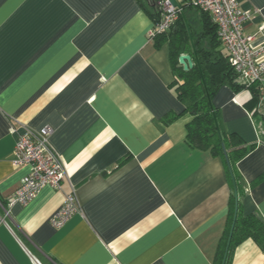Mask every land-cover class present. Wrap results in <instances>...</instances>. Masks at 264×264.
I'll use <instances>...</instances> for the list:
<instances>
[{
  "label": "crops",
  "instance_id": "obj_1",
  "mask_svg": "<svg viewBox=\"0 0 264 264\" xmlns=\"http://www.w3.org/2000/svg\"><path fill=\"white\" fill-rule=\"evenodd\" d=\"M237 2L250 14L244 33L260 45L264 0ZM184 12L183 23L199 22L198 11ZM153 24L137 0H0V202L29 170L12 164L24 128L52 129L65 172L60 190L43 187L7 217L0 206V264H214L230 185L220 157L187 143L190 115L164 123L184 107L168 43L148 38ZM212 104L227 133L257 144L236 167L252 184L243 215L264 221L257 104L229 86ZM72 191L80 212L54 229L49 219ZM228 264H264V251L244 240Z\"/></svg>",
  "mask_w": 264,
  "mask_h": 264
},
{
  "label": "trees",
  "instance_id": "obj_2",
  "mask_svg": "<svg viewBox=\"0 0 264 264\" xmlns=\"http://www.w3.org/2000/svg\"><path fill=\"white\" fill-rule=\"evenodd\" d=\"M137 1L144 12L156 23L158 13L155 5L149 0ZM185 8L194 9L182 5L183 14H185ZM194 10L198 11L197 9ZM198 12L201 16L199 22L188 23V29L211 106L208 103L199 69L193 58L186 26L181 21V17L178 16L174 24V26L176 25L175 31L157 35L153 40L157 44L167 42L169 45V57L174 75L173 88L177 99L184 107L180 115H167L164 123L169 124L183 114L190 115L192 119L186 125V141L189 146L198 150L209 151L213 156L220 157L224 164L231 193L226 229L220 240L214 264H222L224 260L226 245L234 222L224 260V264H228L233 248L244 240H252L261 251H264V221L254 214L244 216L242 213L241 199L252 184L248 187L245 185L236 167L237 163L254 150L257 144L246 143L238 135L227 133L219 123L217 110L212 104V99L222 86H229L235 90L246 89L251 92L252 100L257 104L256 113L261 114L263 122L264 109L261 105L262 100L258 84L242 85L235 80L227 58L220 47L215 25L206 14ZM178 21L181 23L178 24ZM185 54L190 55L193 62L192 68L186 71L178 63L179 56ZM223 151L226 153L231 174L224 159Z\"/></svg>",
  "mask_w": 264,
  "mask_h": 264
},
{
  "label": "built area",
  "instance_id": "obj_3",
  "mask_svg": "<svg viewBox=\"0 0 264 264\" xmlns=\"http://www.w3.org/2000/svg\"><path fill=\"white\" fill-rule=\"evenodd\" d=\"M149 1L155 5L158 13V21L148 32L150 40L170 32L178 16L183 13L182 5L190 6L206 14L215 25L217 38L235 80L242 85L264 83V42L254 46V36L244 33L250 14L239 7L237 0H176L178 8L173 7L169 0ZM51 134L52 129L47 127L39 130L24 128L18 133L12 164L15 167L27 166L29 170L7 204L0 202L5 217L8 216V206L27 204L43 187L61 189L65 172L60 158L49 146ZM78 212L80 207L72 191L64 196L61 207L49 219L50 225L60 229Z\"/></svg>",
  "mask_w": 264,
  "mask_h": 264
},
{
  "label": "water",
  "instance_id": "obj_4",
  "mask_svg": "<svg viewBox=\"0 0 264 264\" xmlns=\"http://www.w3.org/2000/svg\"><path fill=\"white\" fill-rule=\"evenodd\" d=\"M169 3H170L173 7H176V8L179 7V4H178V2H177L176 0H169ZM181 16L183 17V13L181 14ZM184 23H185L186 30H187V33H188V36H189V42H190V46H191V50H192V54H193V58H194V61H195L196 66H197L198 69H199V73H200V76H201V79H202V83H203V86H204V89H205V92H206V86H205L204 81H203V77H202V73H201V70H200V66H199V64H198L197 57H196L195 48H194V45H193V42H192V39H191V36H190V33H189L188 25H187L185 19H184ZM178 63H179L180 66L183 67V70H185V71H186L187 69L192 68V66H193L192 58H191L190 55H187V54H185V55H180L179 58H178ZM206 96H207L208 103H209L210 106H211V102H210V99H209V97H208V95H207V92H206ZM216 128H217V130H218V126H217V124H216ZM218 135H219V139H220V141H221V137H220L219 131H218ZM223 153H224V159H225V161H226V164H227L228 170H229V172H230V174H231L230 167H229V165H228V161H227V157H226V153H225V151H223ZM233 224H234V222H233ZM233 224H232L231 231H230V234H229V239H228V242H227V245H226L225 256H226V253H227V250H228L229 241H230V237H231V232H232V229H233ZM225 256H224V260H225ZM224 260H223L222 264H224Z\"/></svg>",
  "mask_w": 264,
  "mask_h": 264
}]
</instances>
